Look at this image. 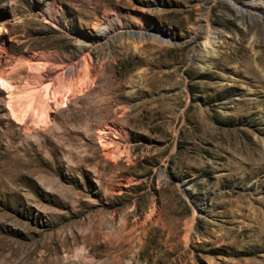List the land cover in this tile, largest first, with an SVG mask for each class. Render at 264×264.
I'll return each instance as SVG.
<instances>
[{
    "label": "rangeland",
    "instance_id": "374dc122",
    "mask_svg": "<svg viewBox=\"0 0 264 264\" xmlns=\"http://www.w3.org/2000/svg\"><path fill=\"white\" fill-rule=\"evenodd\" d=\"M253 1L0 0L2 42L22 63L98 40L97 88L66 114L99 90L109 107L72 120L82 135L52 151L0 94V264H264V17ZM114 8L128 29L162 25L172 44L106 41L95 24ZM62 117L50 116L58 131ZM107 125L113 158L97 138Z\"/></svg>",
    "mask_w": 264,
    "mask_h": 264
},
{
    "label": "bare ground",
    "instance_id": "6f19581e",
    "mask_svg": "<svg viewBox=\"0 0 264 264\" xmlns=\"http://www.w3.org/2000/svg\"><path fill=\"white\" fill-rule=\"evenodd\" d=\"M262 3H264V0H254L249 5L254 7L260 16L264 17ZM208 16L206 13L205 21L209 20ZM126 19L127 17L121 14L119 10L110 9L103 18L98 19L95 28L102 32L105 31L106 41H115L117 36L126 32L130 37L136 36L135 38L141 40L149 38L159 44H172L173 34L167 32L162 25H150L147 30L136 31L128 29ZM196 38L197 36L193 37V39ZM2 41L0 36V94H3V91L6 92V107L11 111L12 121L23 127H26L29 120L38 123L41 130L45 131L43 142L48 144L52 151L58 150L55 140L59 141L65 136L75 138V135H82L81 132L75 133L70 129L68 124L72 120L75 118L81 120L87 115L103 114L104 111H108L109 107L107 105L102 106L105 98L103 96L97 97L99 94H104L103 91L99 90L97 96L93 98L87 96L86 107L78 109L74 114H66L71 109V100L75 98L84 101L86 100L84 98L86 96L85 92H91L97 88V70L93 64L92 54L97 48L101 47L98 40L82 41L74 53L56 61L50 62L38 55L33 57L32 62L26 64L22 63L21 60L10 58L9 51ZM16 75L18 79L23 81L20 80V82ZM111 81L110 84L113 83ZM64 83H67V85L64 86ZM109 94H111V90ZM55 110L63 114L62 131H58L51 124L50 116ZM117 134L116 128L111 125H107L105 129H100L97 134L98 142L105 150V154L111 158L116 156L113 148L116 146L115 138H118ZM54 186L61 188L57 182ZM66 195L69 196L70 191ZM195 212L198 215V211ZM21 262L22 260H19L16 264Z\"/></svg>",
    "mask_w": 264,
    "mask_h": 264
}]
</instances>
